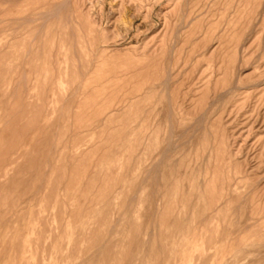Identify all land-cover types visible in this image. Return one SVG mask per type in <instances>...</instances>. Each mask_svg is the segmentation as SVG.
Here are the masks:
<instances>
[{
  "label": "rangeland",
  "instance_id": "obj_1",
  "mask_svg": "<svg viewBox=\"0 0 264 264\" xmlns=\"http://www.w3.org/2000/svg\"><path fill=\"white\" fill-rule=\"evenodd\" d=\"M0 264H264V0H0Z\"/></svg>",
  "mask_w": 264,
  "mask_h": 264
},
{
  "label": "bare ground",
  "instance_id": "obj_2",
  "mask_svg": "<svg viewBox=\"0 0 264 264\" xmlns=\"http://www.w3.org/2000/svg\"><path fill=\"white\" fill-rule=\"evenodd\" d=\"M75 93V92H74Z\"/></svg>",
  "mask_w": 264,
  "mask_h": 264
}]
</instances>
